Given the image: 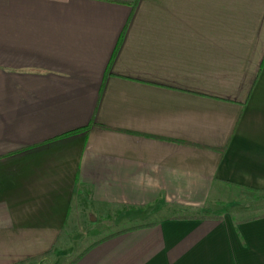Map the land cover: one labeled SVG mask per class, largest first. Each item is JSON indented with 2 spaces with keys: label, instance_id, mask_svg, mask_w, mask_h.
<instances>
[{
  "label": "crops",
  "instance_id": "1",
  "mask_svg": "<svg viewBox=\"0 0 264 264\" xmlns=\"http://www.w3.org/2000/svg\"><path fill=\"white\" fill-rule=\"evenodd\" d=\"M259 191L264 0H0V264H264Z\"/></svg>",
  "mask_w": 264,
  "mask_h": 264
},
{
  "label": "rangeland",
  "instance_id": "2",
  "mask_svg": "<svg viewBox=\"0 0 264 264\" xmlns=\"http://www.w3.org/2000/svg\"><path fill=\"white\" fill-rule=\"evenodd\" d=\"M248 194V193H247ZM235 196V195H234ZM238 196V197H237ZM252 195H243V193L236 194L235 197L240 198V201L245 203L247 205V208H243L244 210H241L242 214L244 215H250L255 214L264 211V194L263 196H257L255 200L251 197ZM234 197V198H235ZM77 202L79 204V210H80V221L76 223L69 222L68 227L65 231V235L73 233L77 231L79 228L81 231H85L87 229H91L95 226V224L104 225L107 227V232L116 231L118 229L136 225L139 223H143L146 221H152L156 220L159 217L168 216L172 211H170V208L163 206V205H152L147 206L146 208H140V209H134L130 207H124V206H102L99 205L91 199L89 194L87 192L81 193L78 198ZM226 202H229L230 204H233V200H228ZM223 202V205H226L227 203ZM238 207L234 208L237 209ZM239 208V209H240ZM246 209V211H245ZM245 211V212H244ZM98 236H89L81 239L79 242V249L84 247L86 244H88L93 239H96ZM71 256V255H70ZM66 257L62 259H58L55 263L56 264H64L67 260H65ZM52 259L48 262V264H51Z\"/></svg>",
  "mask_w": 264,
  "mask_h": 264
},
{
  "label": "trees",
  "instance_id": "3",
  "mask_svg": "<svg viewBox=\"0 0 264 264\" xmlns=\"http://www.w3.org/2000/svg\"><path fill=\"white\" fill-rule=\"evenodd\" d=\"M253 192H258L257 190H252ZM259 192H263L264 193V191H259ZM146 225H149V224H145L144 226H146ZM137 227V226H136ZM136 227H129V228H127V230H129V229H133V228H136ZM120 232H122V231H120ZM119 232V233H120Z\"/></svg>",
  "mask_w": 264,
  "mask_h": 264
}]
</instances>
